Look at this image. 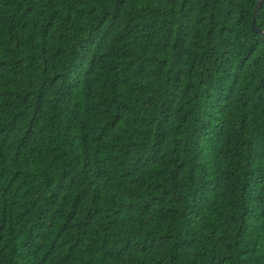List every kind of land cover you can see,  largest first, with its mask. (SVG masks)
<instances>
[{
    "label": "trees",
    "instance_id": "trees-1",
    "mask_svg": "<svg viewBox=\"0 0 264 264\" xmlns=\"http://www.w3.org/2000/svg\"><path fill=\"white\" fill-rule=\"evenodd\" d=\"M257 2L0 0V264H264Z\"/></svg>",
    "mask_w": 264,
    "mask_h": 264
},
{
    "label": "water",
    "instance_id": "water-1",
    "mask_svg": "<svg viewBox=\"0 0 264 264\" xmlns=\"http://www.w3.org/2000/svg\"><path fill=\"white\" fill-rule=\"evenodd\" d=\"M264 0H258L257 2V5L254 9V12H253V18H252V24H251V28L254 32L256 33H259V34H262L264 36V31L261 30L259 27H258V24H257V17H258V12L261 8V5L263 3Z\"/></svg>",
    "mask_w": 264,
    "mask_h": 264
}]
</instances>
